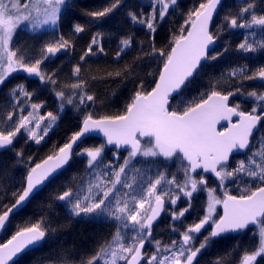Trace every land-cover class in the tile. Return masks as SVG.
<instances>
[{
  "label": "snow or ice",
  "instance_id": "obj_1",
  "mask_svg": "<svg viewBox=\"0 0 264 264\" xmlns=\"http://www.w3.org/2000/svg\"><path fill=\"white\" fill-rule=\"evenodd\" d=\"M243 2L246 6L234 15L226 14L217 23L215 17L222 0H200L197 6L181 14L183 23L162 48L155 47V34L179 0H151L147 12L143 8L127 11L130 22L143 26L151 37L147 44L151 51L143 52L144 42H139L143 54L134 58L128 71L117 72L116 76L134 80L138 78L132 75L136 65L144 61L156 63L158 67L149 74L154 77L149 86H154L146 90L141 80L122 111L97 117L93 107L96 98L88 94V83L80 78L79 64L72 69L75 82L63 85L59 91L55 90L60 87L57 71L45 73L41 67L58 54L68 55L73 50L72 42L59 31L67 0H12L10 6L0 0V87L6 86L14 73L36 77L42 85L51 86L61 113L66 106H71L80 119L79 130L39 163L32 157L26 161L23 150L13 153L12 167H22L25 175L21 187L10 196L0 184V232L8 231L11 216L19 213L33 195L70 166L74 157H81L86 160V176H74L71 186H66L54 200L66 206L71 218L110 223L115 232L110 240L98 244L90 258H82L80 264H198V255L214 239L244 233L250 226H258V243L253 250L245 249L243 255L233 261L232 253L239 247L237 242L213 264H259L258 258H264V141L258 150H253L252 137L254 130L264 125V92L246 93V98H254L255 106L250 111L240 110L239 104L230 106L231 97L244 95L243 81L235 79L244 73L241 67L230 70L223 84L220 81L213 84L210 78L204 92L187 99L201 68L231 50L226 45L222 51H215V43L225 30H246L242 42L236 46L237 53L264 51V39L250 42L248 38V30L264 29V14H256L258 7L264 12V0H260L259 6L256 0ZM121 5L122 0H113L103 10L84 15L92 23L102 22ZM25 23L32 29L46 27L53 34L52 40L41 47L39 58H33L23 45L14 43L15 34ZM85 30L82 24L72 25L74 34ZM102 36L99 32L92 35L86 51L79 57L81 62L97 52L104 54ZM135 42L132 34L118 37L116 58L126 54ZM244 79L264 82V67L245 75ZM229 88L232 90H227ZM34 94L35 90L28 91L24 83L9 90L12 110L7 112L5 123L11 130H0V151H12L22 131L26 134V143L32 141L40 145L58 121L59 116L52 111L36 115L45 103H33ZM233 117H237L235 122ZM222 121L227 122V126L221 125ZM218 125L223 130H219ZM95 135L102 138L99 146L76 151L79 143ZM106 151L112 154L107 162ZM238 154L244 158L233 163V157ZM173 163L182 172V180L168 171ZM208 174L214 177L216 188L208 187ZM229 183L236 186L239 195L229 193ZM217 189L222 190L223 198L215 194ZM205 190L203 216L183 231L170 226L171 231L179 234V240L173 239L167 245L156 240L155 251L151 255L144 253L146 241L152 240L153 224L162 213L167 212L173 222H182L192 209L196 194ZM181 197L186 199L187 206L177 213L175 206ZM5 199L14 202L9 205L4 203ZM221 205L222 214L218 211ZM49 210H52L51 205ZM59 230L52 227L47 217L17 228L10 238L0 243V264H15V258L41 246L49 233ZM128 232L131 236L126 244L125 233ZM204 232L207 234L197 246L195 240ZM65 260L67 262V258Z\"/></svg>",
  "mask_w": 264,
  "mask_h": 264
},
{
  "label": "trees",
  "instance_id": "obj_2",
  "mask_svg": "<svg viewBox=\"0 0 264 264\" xmlns=\"http://www.w3.org/2000/svg\"><path fill=\"white\" fill-rule=\"evenodd\" d=\"M3 1H7L8 4L12 2V0ZM112 2L113 0H69L67 2L68 6L65 7L63 12V23L59 31L63 33L65 39L72 42L73 50L68 55L60 53L41 66L45 73H51L53 70L57 71L56 78L60 87L55 90L59 91L63 85L75 82L72 78V69L79 64L81 67L80 78L88 83V94L96 98L93 107L97 117L118 114L122 111L128 97L133 94L141 80L147 86L146 90H150V87L154 85L149 86V82L154 77L149 74L158 67L156 63L144 61L136 65L132 72L133 76L138 77L137 79L129 80L128 77L116 76L117 72L128 71V66L133 64L134 58L143 54L139 42H144L143 52L151 51L147 47L151 37L146 29L141 25L132 24L126 15L129 10H139L141 8L147 12L151 0H122V5L102 22L92 23L91 19L84 15L86 12L103 10ZM199 2L200 0H179L178 6L170 10L171 14L166 17L165 22L155 34L154 44L156 48L164 47L171 40L172 33L178 30L180 24L183 23L181 14H186L189 9L197 6ZM256 2L259 6L260 0H256ZM244 6L246 5L243 0H224L218 15L215 17L216 22L219 23L226 14L234 15L239 8ZM257 11H259V7ZM260 14H264V12L259 11L257 15ZM75 23L82 24L86 30L80 34H74L72 25ZM97 32L103 34L104 54L97 52L95 56L86 57L85 61L81 62L79 57L86 51L92 35ZM245 32L246 30L243 29H234L225 30L221 34L215 43V51H222L226 45L231 50L226 52L219 60L208 62L201 68V74L192 84L187 99L191 100L204 92L209 85L210 78L213 84L216 81L223 84L230 70L242 67L245 69L244 73L242 75L238 74L235 79L243 81L241 91L244 95L234 96L230 100V104L232 106L239 104L240 109L244 111H250L254 107V99L246 98V93L253 90L263 92V82L260 80H245L244 76L251 75L253 72L258 71L260 67H264V51L257 54L237 53L235 51L236 46L242 42ZM248 32L250 42L264 39V29L254 28L248 30ZM252 32L255 35H252ZM128 34L134 35L136 42L126 54L116 58V52L119 51L118 37ZM52 36L53 34L48 31L37 35L29 34L26 31H18L15 34L14 43L23 45L33 58H39L41 47L44 43L50 42ZM109 73H111V76L108 75ZM20 83L26 84L28 91L35 90L32 98L33 103H45V107L39 110L38 115H44L48 111H52L59 116V119L53 124L49 134L40 145H36L32 141L26 143V134L22 131L18 134L15 148L12 151H0V184L5 186L9 196L21 187V181L25 175L22 167H12L15 163L13 156L15 151L23 150L26 161L28 157H32L35 163H39L48 154L53 153L59 146L67 142L68 138L75 131H78L80 126V119L71 106H66L62 113L59 111L56 97L53 95L50 85H42L38 79H31L22 73H14L9 77L6 86L0 87V130H11L9 124L5 123L7 112L12 110L9 90ZM24 114L26 115L27 111ZM252 141L254 144L253 150H258L261 147V141H264V125L258 126L253 133ZM102 142L98 138L90 137L84 140L76 148V151H81L85 147L93 145L99 146ZM111 155V152L106 151V162L111 159ZM121 155H126V153H121ZM241 158H244V156L237 155L233 158V161ZM85 165L86 160L84 158L74 157L70 166L47 183L46 187L37 192L19 213L11 216V226L8 231L3 232L1 235L0 243L10 238L17 228L26 226L29 222H36L37 219L42 217L50 218L52 227L60 229L55 233H49L41 246L23 254L15 261V264H80L82 258H90L94 254V249L98 247L99 243L111 239L115 232L114 225L104 222L90 223L82 218L73 219L67 214L66 206L54 200L56 196L66 190V186H71L70 182L74 176L77 178L86 176ZM175 165L173 164L171 167ZM168 170L172 171L173 169ZM86 186L87 183L84 184V187ZM12 202L14 201L4 200V203L9 205ZM49 205L52 206L51 211ZM237 242L239 247L232 253L233 261L238 260L245 249L253 250L258 240L257 237L249 235L247 237L238 235L232 237V240H225L220 243L213 240L207 248L202 250L198 258V264H213L217 257H224L225 253L232 249ZM65 258H67V262ZM258 261L259 264H264V258H258Z\"/></svg>",
  "mask_w": 264,
  "mask_h": 264
},
{
  "label": "flooded vegetation",
  "instance_id": "obj_3",
  "mask_svg": "<svg viewBox=\"0 0 264 264\" xmlns=\"http://www.w3.org/2000/svg\"><path fill=\"white\" fill-rule=\"evenodd\" d=\"M256 14H258V13H256ZM263 88H264V82H263ZM219 130H223L222 127H220ZM238 155H242V154H238ZM234 162L235 161H233V163ZM173 164L175 165V163H173ZM138 166H141V165H138ZM169 169H173L172 171L171 170H168V171L171 173H176L178 179H180V180L183 179V174L181 171L178 170L177 164L175 166L170 167ZM168 178L170 179L171 176H169ZM196 178L199 179L200 177L196 176ZM207 182H208V187H211V188L217 187V183L211 174H208ZM227 190L229 191V193L231 195H239L240 194V192L236 190V186L233 184H230V183L228 184ZM171 194L174 195L175 193L173 192ZM215 194L217 196H219L220 198H223L222 197V190L217 189ZM206 200H207L206 190L200 191L198 194H196L195 198L192 200L193 207L189 211V213H186L185 217L182 218V222L181 221L173 222L171 220L170 215L167 212L162 213V215L158 219V221L154 222V224H153L152 233H151L152 240L146 241L145 246L142 249V251L144 253H147L148 255H151V253L155 251L154 245H155L156 240H160L163 245L169 244L171 242V240H173V239L179 240V234L177 232L171 231L170 226H175L177 228H180L181 231H183L187 225L193 223L199 217L203 216L204 212H203L202 206L206 207ZM185 206H187L186 199L181 197L178 200L177 205L175 206V211L178 213ZM167 207L171 208L172 206L167 205ZM221 207H222V205L218 206V211L222 214ZM208 230L210 231V229H208ZM254 231L256 232V235L253 234ZM206 234H207V232H204L202 235L197 236V238L195 240V244L197 246L203 240V235H206ZM238 235H241V237H247V235H249V236L257 237V240H258V226L250 227L249 230L245 231L244 233L228 234L222 238H216L214 240L217 241V243H220V242L225 241V240H232V237H235ZM125 236H126V240H129L131 233L130 232L125 233ZM200 254L198 255V258L200 256ZM142 264H143V262H142Z\"/></svg>",
  "mask_w": 264,
  "mask_h": 264
},
{
  "label": "rangeland",
  "instance_id": "obj_4",
  "mask_svg": "<svg viewBox=\"0 0 264 264\" xmlns=\"http://www.w3.org/2000/svg\"><path fill=\"white\" fill-rule=\"evenodd\" d=\"M2 2L4 3V4H6V5H9L10 6V4H8L7 3V1H3L2 0ZM259 11H257V13H258ZM20 31H26L27 33H29V34H40V33H43V32H46L47 31V29H46V27L45 28H41V29H32L31 28V26L29 25V24H27V23H25L23 26H22V30H20ZM254 99V98H253ZM254 106H255V103H254ZM36 115H38V113H36ZM128 241L129 240H125V243L127 244L128 243ZM118 264H123V262H118Z\"/></svg>",
  "mask_w": 264,
  "mask_h": 264
},
{
  "label": "water",
  "instance_id": "obj_5",
  "mask_svg": "<svg viewBox=\"0 0 264 264\" xmlns=\"http://www.w3.org/2000/svg\"><path fill=\"white\" fill-rule=\"evenodd\" d=\"M223 1L224 0H222V3H223ZM221 7V6H220ZM220 7H219V9H220ZM219 9H218V11H219ZM22 73V72H21ZM22 74H24V73H22ZM25 75V74H24ZM29 78H31V79H37L36 77H29ZM232 98V97H231ZM230 98V99H231ZM237 119V117H233V122H235V120ZM221 125H223V126H227V122H221ZM221 125H218L217 127H218V129L221 127ZM255 131V130H254ZM92 137H94V138H98V139H100V140H102V138H101V136H99V135H95V136H92ZM81 143H79L78 144V146L80 145ZM78 146H76V148L78 147ZM34 196V195H33ZM32 196V197H33ZM31 197V198H32ZM31 198H30V200H31ZM29 200V201H30ZM28 201V202H29ZM221 211H223V209H222V207H221ZM250 227H253V226H250ZM3 234V232H0V237H1V235ZM34 248H36V247H34ZM34 248H32V249H34ZM26 252H28V251H26ZM25 254V253H24ZM23 254H21V255H19L17 258H15V261H17L21 256H22ZM10 264H12V262H10Z\"/></svg>",
  "mask_w": 264,
  "mask_h": 264
}]
</instances>
